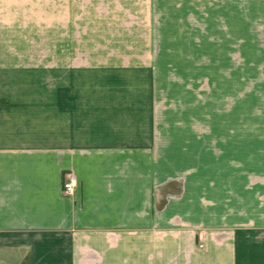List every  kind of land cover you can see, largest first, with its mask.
<instances>
[{
  "label": "crops",
  "instance_id": "crops-1",
  "mask_svg": "<svg viewBox=\"0 0 264 264\" xmlns=\"http://www.w3.org/2000/svg\"><path fill=\"white\" fill-rule=\"evenodd\" d=\"M81 36L223 77L206 129L157 130L137 84L81 82L158 67L84 63ZM0 264H264V0H0Z\"/></svg>",
  "mask_w": 264,
  "mask_h": 264
},
{
  "label": "rangeland",
  "instance_id": "rangeland-1",
  "mask_svg": "<svg viewBox=\"0 0 264 264\" xmlns=\"http://www.w3.org/2000/svg\"><path fill=\"white\" fill-rule=\"evenodd\" d=\"M129 29L131 31V37L133 38H135L137 34L139 35V33L142 32V28L131 27ZM101 30H103V27L101 28ZM159 38L161 40L162 38L166 39V33L162 31V28ZM81 40V51L89 50L93 53L95 51V56H93V53H91L93 58H95L92 60H81L84 61V63H92V65L103 66L113 65L119 62L123 64L126 62V60L123 59L117 60L103 58V50L110 49V45L113 48L112 50H118V47H126L125 44H104L99 43L98 40L95 42L91 41V43H88L87 38H85L84 36H81ZM135 45V43H132L128 46L130 47ZM157 45L158 43L155 44V46ZM168 47L169 44L167 42L160 43L159 50H154V53L157 57L153 58L152 60H127V62H130L129 65H140L143 62V64L145 65L152 64L153 67L158 66L157 68L153 69L156 71V73L154 74H118L90 76L81 75V82L90 79L95 83L107 82L113 85L131 84L130 86H132V84H137V91H127V93H129V95H136L135 97L137 99L146 97L147 93H150V96L155 98V100L157 101V105L155 107V125L157 130L177 132H183L186 130H205L206 124L200 122L199 101L201 97L204 98L206 92L202 91L201 88L203 86H207L208 93L210 94L212 93V88H215L216 83L220 81L222 82L223 77L216 75H201L199 73L198 68V59H192L191 61L184 60L183 58H181L183 56V51L176 50L175 52L172 51L173 49L169 50ZM179 50H183V48L181 47L179 48ZM173 54L176 55V58L167 57ZM159 55L160 58H158ZM139 95L143 96L140 97ZM201 246L203 245H200V247Z\"/></svg>",
  "mask_w": 264,
  "mask_h": 264
},
{
  "label": "built area",
  "instance_id": "built-area-1",
  "mask_svg": "<svg viewBox=\"0 0 264 264\" xmlns=\"http://www.w3.org/2000/svg\"><path fill=\"white\" fill-rule=\"evenodd\" d=\"M76 183H77L76 182V176L72 172L68 173L66 175V182H65L64 188H63L64 193L66 195H73L75 193V190L77 187ZM201 247H203V246H201Z\"/></svg>",
  "mask_w": 264,
  "mask_h": 264
}]
</instances>
